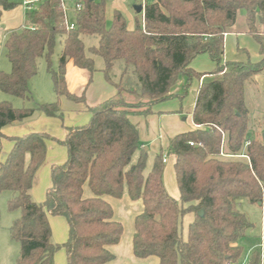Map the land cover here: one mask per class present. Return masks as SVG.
Instances as JSON below:
<instances>
[{"label":"trees","instance_id":"1","mask_svg":"<svg viewBox=\"0 0 264 264\" xmlns=\"http://www.w3.org/2000/svg\"><path fill=\"white\" fill-rule=\"evenodd\" d=\"M0 1L4 9L13 5ZM106 2L75 0L81 7H74V22L68 23L65 2L40 0L27 10L26 25L10 32L4 42L10 71H0V90L31 99L28 82L38 73V59L43 57L55 99L30 107L0 101V137L3 127L36 111L62 119L61 96L85 102L84 93L77 96L67 89L65 67L70 60L92 73L93 56L101 57V71L116 89L113 96L87 107L86 124L68 127L59 140L67 159L51 167V185L42 202L34 201L30 192L45 160L46 140L54 138L42 132L12 138L13 146L0 162V192L13 193L8 208L20 213L9 227L19 244L14 264H54L59 247L65 250L66 264L112 260L108 246L120 241L123 226L114 219L105 197L119 199L124 192L143 203V211L134 218L135 257L155 256L158 264H238L243 252L240 240L251 228L239 202L246 199L264 210V140L262 135L256 139L248 134L244 98L245 84L264 74V0H152L142 12L135 11L132 29L119 10L113 11L106 26ZM239 26L258 43V61H224V35ZM84 36L98 37L97 44L88 47L91 55L85 52ZM58 39L62 48L54 68ZM204 53L215 63L213 73L221 77L199 85L191 110L198 127L169 139L179 190L175 199L163 183L162 151L145 171L148 153L130 117L150 114L155 103L182 98L193 79L202 76L189 63ZM179 79L182 85L173 94L171 88ZM85 184L89 197L83 193ZM188 213L193 219L183 235L182 219ZM48 214L66 219L68 235L62 244L52 240ZM245 264H261L258 248Z\"/></svg>","mask_w":264,"mask_h":264},{"label":"crops","instance_id":"2","mask_svg":"<svg viewBox=\"0 0 264 264\" xmlns=\"http://www.w3.org/2000/svg\"><path fill=\"white\" fill-rule=\"evenodd\" d=\"M4 1L12 3L13 5L8 9H4L0 1V71L6 70V63L9 62L6 58L4 48V42L7 36L13 30H19L26 25L25 14L27 10L35 8L40 0ZM24 1H27V3H24ZM70 1H74L75 5V0ZM141 1L142 0H108L105 8L106 26H109L112 21L113 11L119 10L126 19L128 29H132L136 13L132 14L130 12L129 5L133 4L134 6L140 4ZM146 2H148V0H146ZM73 14V21L68 22L66 18L68 23L74 22L75 11ZM262 30L264 32V21ZM260 58L261 55L259 53L258 43L252 35L245 33L243 29H239L238 27H236L234 31L225 33L224 61L246 62L248 60L258 61ZM189 67L202 74L201 78H194L192 81L194 82V89L196 90L195 97L201 83L221 77V73H213L215 63L206 53L195 56L190 61ZM101 69L102 68L99 67L90 73L84 68L75 66L71 60L68 61L65 67V82L67 89L70 93L77 96L84 93L85 102H75L69 100L65 96H61L59 98V103L60 108L63 111V119L47 116L36 111L25 120L13 122L1 129L2 137H0V145H2L4 152L0 153V162L5 160L8 152L12 148L13 137L22 136L31 132H42L48 134L51 138H54L46 140L45 160L38 167L34 175L31 196L38 202H42L45 199L46 190L51 185V167L55 164H61L67 159V149L64 144L59 142V140H63L65 138L67 128L86 124L90 117L87 107L95 106L116 93L115 87L105 79L104 73ZM176 85L181 86L182 79H179ZM253 85L256 86L254 90H252V87H254ZM250 89L254 96L261 93L264 95V74H257L254 77V83ZM171 92L173 93L174 90H171ZM52 93L53 94H50V96L48 95V99H40L39 97V99L36 98L38 100L37 102L43 103L53 101L55 99V94L54 92ZM195 97L192 101V107L195 103ZM2 98L5 97L0 95V99ZM175 99L176 98H170L155 103L152 106V112L148 115L139 114L130 117L131 121L138 128L141 147L145 150H148V148L151 147L157 154L162 151L164 147L168 146L169 139L172 136L195 128L196 125L192 121L191 112L189 113V116L192 127L186 128L184 124L181 123L186 119V117H184L180 120V117L184 114L183 107L178 108L172 106L160 108V106H157L159 103L171 102L175 101ZM145 145H147V147ZM83 193L85 197L91 196V192L87 184L84 185ZM176 194L177 195H173L172 197L178 199V189ZM105 198L112 206L114 219L119 221L123 226L120 241L117 244L108 246V249L114 255V258L105 264H158L159 260L155 256L138 258L132 253L134 218L143 211L142 201L140 199H131L126 192H124L123 196L119 199L112 197ZM59 217L61 216L48 214V221L52 231V239L57 244H62L67 239L68 225L66 219L65 224L63 218ZM248 238L253 239V242L250 243L247 249L248 253H246L249 256L252 250L263 247L261 240H257V238L263 239L262 225L260 229L256 230V232L248 230L246 236L240 240V244L243 246ZM247 259H240L238 264H245ZM53 260L54 264H66V253L64 248L62 250H56Z\"/></svg>","mask_w":264,"mask_h":264},{"label":"rangeland","instance_id":"3","mask_svg":"<svg viewBox=\"0 0 264 264\" xmlns=\"http://www.w3.org/2000/svg\"><path fill=\"white\" fill-rule=\"evenodd\" d=\"M148 2L150 1L148 0ZM64 5H65V16L67 18V21L71 22L73 21L72 19L74 15L73 14L74 7H75L74 1L72 2L70 0H65ZM129 10L132 14H135L133 4L129 5ZM142 10H143V7H142ZM242 19H243V15L242 13H239L238 20L242 22ZM238 28H240V26ZM83 41L85 44L86 54L91 55L90 52L88 51V47L92 45H96L98 41V37L97 36H84ZM61 48H62V40L58 39L54 54L52 55V66L54 68H56ZM93 58L95 62V68L96 69H98L99 67L102 68L103 67L102 58L99 56H93ZM4 71L5 72L10 71L9 62L6 63V70ZM119 72L120 71L118 69V66H116L114 69V74L118 76ZM253 83L254 82H247L245 84L244 98H245V104L250 113L249 122H248V134L250 137L259 139L261 138V135L264 133V95L261 93V94L254 96L251 93L250 88ZM176 84H174L175 89L173 87H172L173 89L171 88L172 91L174 90L173 94L179 92L180 87H181V86H177ZM28 86L31 92L30 94L31 99L29 100H23L18 97L10 96L2 92L1 90H0V95L5 97V98H2L3 100L10 101L14 107H21L23 105L26 107H30V106H33L35 103H38L37 99L39 98L48 99V95L50 96V94H53L52 92L54 91L52 88V81H51L50 75L47 72L46 61L43 57L38 59V73L29 80ZM254 88H256V86L252 87V90H254ZM195 91L196 90L194 89V82H192L187 93L182 98L172 97V98H176L175 101L159 103L157 106H160V108L161 107H172V106L178 107V108L183 107L184 114L180 117V120H182L184 117H186V119L183 120L181 123L184 124L186 128H191L192 123H191L189 113L192 110V101H193V98L195 97ZM2 99H0V101H2ZM88 114L90 115V113ZM62 119H63V115H62ZM145 146L147 147V145ZM3 152H4V149L2 148V145H0V153H3ZM147 153H148V157H147V166L145 169L146 172L150 170L152 162H153V158L156 155V153L153 151L151 147L148 148ZM162 156L166 160L164 163V172L162 176L163 183L166 187V191L169 193L170 196L177 195L176 193H177L178 187L176 184V178H175L174 171H173L174 155L168 147H164L162 150ZM136 157H137V153H135L132 158L133 162L136 160ZM12 197H13V193L10 191L0 192V264H14L19 254V244L17 241L11 238V235L9 232V227L12 221L15 218L19 217V214H20L18 210H10L8 208V201ZM32 199L36 201L34 198ZM238 208L240 209V211H242L246 215V217L251 223V228L249 229V231L256 232V230L260 229L261 225L263 227V239L257 238V240L258 241L261 240L262 242L263 247L262 248L259 247L258 249L261 252V264H264V210L258 205L253 204L246 199L240 200ZM59 218H63V221L66 224L64 217L61 216ZM192 219H193V214L191 213H188L183 217L182 219L183 235L186 234L187 224ZM53 242L55 241L53 240ZM252 242H253V239L248 238L243 244V252H242L241 259L242 258L243 259L245 258V260L247 259V256H248V254H246L248 253L247 249L250 243ZM60 249L62 250L63 248L59 247L58 250Z\"/></svg>","mask_w":264,"mask_h":264},{"label":"built area","instance_id":"4","mask_svg":"<svg viewBox=\"0 0 264 264\" xmlns=\"http://www.w3.org/2000/svg\"><path fill=\"white\" fill-rule=\"evenodd\" d=\"M62 2H65V0H62ZM24 3H27V1H24ZM146 3V0H142L141 1V5L142 7L144 6V4ZM76 8L79 9L81 7V5L79 3H76L75 4ZM70 28H73V24H70L69 25ZM198 127V125H196ZM248 143V141L245 143V145ZM190 145H192L193 143L192 142H189ZM222 156H227L226 154L224 153H221ZM241 156H244V155H241ZM162 161L165 163V158L163 157Z\"/></svg>","mask_w":264,"mask_h":264},{"label":"water","instance_id":"5","mask_svg":"<svg viewBox=\"0 0 264 264\" xmlns=\"http://www.w3.org/2000/svg\"><path fill=\"white\" fill-rule=\"evenodd\" d=\"M134 10L137 12V13H140L142 12V5L141 4H137V5H134ZM262 138L264 140V133L262 134Z\"/></svg>","mask_w":264,"mask_h":264}]
</instances>
